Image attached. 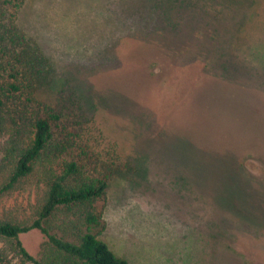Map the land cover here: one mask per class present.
<instances>
[{
    "label": "rangeland",
    "instance_id": "rangeland-1",
    "mask_svg": "<svg viewBox=\"0 0 264 264\" xmlns=\"http://www.w3.org/2000/svg\"><path fill=\"white\" fill-rule=\"evenodd\" d=\"M262 18L264 0H25L19 9L17 27L43 64L26 71L35 46L7 45L4 74L16 70L78 134L75 158L108 182L103 239L150 253H131L134 264H183L187 250L190 264H264ZM18 237L38 255V229Z\"/></svg>",
    "mask_w": 264,
    "mask_h": 264
},
{
    "label": "trees",
    "instance_id": "trees-1",
    "mask_svg": "<svg viewBox=\"0 0 264 264\" xmlns=\"http://www.w3.org/2000/svg\"><path fill=\"white\" fill-rule=\"evenodd\" d=\"M24 2L0 0V55L7 45L30 42L35 54L26 71L40 72L42 50L16 24ZM5 69L0 64V264H131L130 254L115 253L103 239L108 182L75 158L78 134L63 130L59 113L22 88L16 70L5 76ZM30 229L44 236L37 256L18 237Z\"/></svg>",
    "mask_w": 264,
    "mask_h": 264
},
{
    "label": "crops",
    "instance_id": "crops-1",
    "mask_svg": "<svg viewBox=\"0 0 264 264\" xmlns=\"http://www.w3.org/2000/svg\"><path fill=\"white\" fill-rule=\"evenodd\" d=\"M263 19V21H264V18H262ZM112 248V247H111ZM113 249V248H112ZM114 250V252L115 253H117V254H119V255H122V254H130V256H131V253H133L134 254V257H136V261H139V260H141L142 258H144V257H148L149 255H150V253H143L144 251L143 250H146V248L145 247H135V248H131V249H124V248H122V244L120 245V248L118 249V250H116V249H113ZM147 251V250H146ZM132 257V256H131ZM131 257H129L130 258V263L131 264H134V257H132V259H131ZM183 258V257H182ZM144 260V259H143ZM184 260H186V258L184 257V259H183V261L182 262H184ZM188 261V260H187ZM189 262H190V260H189ZM186 263V264H190V263Z\"/></svg>",
    "mask_w": 264,
    "mask_h": 264
}]
</instances>
